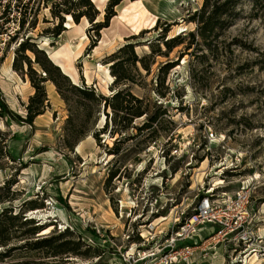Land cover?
Segmentation results:
<instances>
[{"label": "rangeland", "instance_id": "374dc122", "mask_svg": "<svg viewBox=\"0 0 264 264\" xmlns=\"http://www.w3.org/2000/svg\"><path fill=\"white\" fill-rule=\"evenodd\" d=\"M70 1L76 0H6L24 23L19 39L0 54L3 99L26 116L35 88L24 55L42 76L36 56L46 64L62 57L60 68L72 83L105 97L128 87L149 114L116 119L104 101L75 92L66 101L48 81L49 102L34 126L0 117V213L23 207L0 247V264H248L254 254L251 264H264V0H238L237 17L208 42L190 35L204 0H123L108 22L109 0L101 6L91 0L96 20L73 18L69 27L63 14L65 30L56 36L60 18L52 9ZM98 21L106 26L94 28ZM164 33L165 40L180 34L182 42L168 51L156 41ZM19 41L26 51H19ZM150 41L156 42L150 72L126 62L134 82L116 83L114 53L132 42L141 57L150 53ZM167 62L174 66L163 74V96L157 75ZM243 188L252 194L248 242L217 241L210 226L182 230L204 198L223 199ZM30 201L38 208L25 204ZM25 219L43 229L18 237L31 226H21ZM43 238L53 240L24 246ZM63 241L70 252L58 253Z\"/></svg>", "mask_w": 264, "mask_h": 264}, {"label": "trees", "instance_id": "16d2710c", "mask_svg": "<svg viewBox=\"0 0 264 264\" xmlns=\"http://www.w3.org/2000/svg\"><path fill=\"white\" fill-rule=\"evenodd\" d=\"M122 1L123 0H109L108 6L106 7L107 12L105 14L106 22H108L111 17L116 15L115 7L118 6ZM70 3L71 4L69 7H64L63 4H59L54 6L52 9L53 15L60 18L59 24L53 31L56 36L60 35L65 30V27L62 25L65 21V16H63V14L72 15L77 23H79L83 17H87L91 22H94L97 16L100 14L91 0H76L73 2L70 1ZM237 3L238 0H204L202 7L197 10L192 17V20L197 23V32H190V35L194 38L196 35H198V37L205 42H208V40L212 38H216L219 34L218 30L224 29L227 27L226 25H231L230 22L232 21V18L235 19L237 17L238 12L236 13L234 9ZM23 23L24 21L22 24ZM158 23L159 21L157 22V25ZM94 24V28H97L98 30L102 29L103 26H106L102 23V21L95 22ZM167 30L168 29H165V31ZM165 34L166 33L158 36L156 41L163 40V43L165 44L168 51H171L176 45L182 42L178 41L181 36L180 34L167 40H165ZM134 36L135 35H132L130 38H133ZM154 42L155 41H150L147 44L151 48L150 53H147L141 57H139V55L136 53L135 43L132 42L123 45L116 53H114V55L117 56L116 59H118L112 64L113 72L116 76V83H121V81L124 83L128 81L134 82L133 77L126 73L127 71L123 67L126 62L129 63V65H136L139 62L147 70V73L150 72V63L147 60L150 55L156 52L153 45ZM95 45L96 43L94 41L92 47ZM208 45L210 46L209 43ZM20 46V52L26 51L28 48L27 44L24 42H22ZM34 52L37 54L36 51ZM123 52H129L131 56L128 59H121L119 55ZM24 56L25 61L28 63V71L30 72L29 75L31 83L35 88V93L30 97L29 104L27 105V114L26 116H22L18 113H15L12 109H10L8 103L3 99L2 94L0 93V117H3L4 113H7L12 119L34 126L35 118L43 114L46 111L48 105L45 104L48 101L45 82L48 81H51L56 86L57 91L66 101L70 100L69 93L72 92L78 93L84 98L96 101L98 103L99 101H104L105 109L111 107L113 115L116 116V119L117 117L120 119L127 118L129 115L132 116L131 118H133L149 114L148 106L144 105V99L135 95L128 87H120L113 93L111 97H105L103 95L97 94L94 87L86 85L80 86L76 83H72L70 77L61 70L59 65L53 64L50 61L47 64L41 63L38 56H36V61L40 63L44 69L42 72L45 73L44 76L39 75L38 72L33 68L31 59L27 55ZM173 63L174 62H167L163 64L159 69V74L157 75L156 90L163 96L164 93L160 92L161 87L165 85L166 82L163 74L167 72L170 67L174 66ZM13 66L17 70L21 69L18 67L17 58H15ZM108 116L109 113H107V117ZM149 120L154 123L156 121V116H151ZM150 121H148L149 123L146 122L142 128L151 124ZM108 124L109 122L106 121L105 128L108 126ZM125 128H127V126ZM2 155L3 147L0 156ZM25 204L30 206L31 209L38 208V205L35 201L25 202ZM22 209L23 207L21 208V211ZM12 211V208L5 207L0 213V247L7 245L10 229L14 227L16 221H21L22 219V216H20L21 211L17 214L9 215L8 213ZM20 224L21 226L31 225L28 229L21 231L20 234L17 235L22 239H27L30 237V235H35L43 229L42 225L36 224L34 219H25ZM52 240L53 239L51 238H43L37 239L31 243L26 241L24 246H47L48 244H51ZM67 243L69 242L63 241L58 245L59 248H63L58 251V253H66L72 250L64 248Z\"/></svg>", "mask_w": 264, "mask_h": 264}, {"label": "built area", "instance_id": "2783aa9c", "mask_svg": "<svg viewBox=\"0 0 264 264\" xmlns=\"http://www.w3.org/2000/svg\"><path fill=\"white\" fill-rule=\"evenodd\" d=\"M5 2L0 0V54H3L9 43L19 39L17 36L23 22L21 14L16 15L10 10L11 3ZM251 202V191L245 188L223 199L206 197L201 201L195 217L183 225L182 230L185 233H197L201 228L210 226L214 228L213 238L217 241L236 239L248 242L254 236V230L248 224Z\"/></svg>", "mask_w": 264, "mask_h": 264}, {"label": "bare ground", "instance_id": "6f19581e", "mask_svg": "<svg viewBox=\"0 0 264 264\" xmlns=\"http://www.w3.org/2000/svg\"><path fill=\"white\" fill-rule=\"evenodd\" d=\"M93 1H95V0H93ZM100 1V6L101 5H103L106 1H108V0H99ZM100 6H98V7H100ZM67 17H68V20H69V22H68V26L69 27H71L70 25H71V22L73 21V17H72V15H70V14H68L67 15ZM84 38H87V36H86V34L84 35ZM45 44H49L47 41H45ZM61 55V54H60ZM64 54H62V56H63ZM64 56H66V55H64ZM59 59V58H58ZM100 65V64H99ZM101 67H102V65H100ZM109 71V70H108ZM258 259V256H257V254H254V256L250 259V261L248 260V264H251V263H253V261H256Z\"/></svg>", "mask_w": 264, "mask_h": 264}, {"label": "crops", "instance_id": "0c3cea01", "mask_svg": "<svg viewBox=\"0 0 264 264\" xmlns=\"http://www.w3.org/2000/svg\"><path fill=\"white\" fill-rule=\"evenodd\" d=\"M128 36V35H127ZM59 58V59H58ZM62 57H57V59L60 61ZM57 62L56 64L59 65L62 68V64L60 62Z\"/></svg>", "mask_w": 264, "mask_h": 264}]
</instances>
